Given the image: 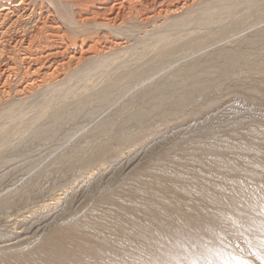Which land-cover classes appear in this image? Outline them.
<instances>
[{
  "label": "rangeland",
  "instance_id": "rangeland-1",
  "mask_svg": "<svg viewBox=\"0 0 264 264\" xmlns=\"http://www.w3.org/2000/svg\"><path fill=\"white\" fill-rule=\"evenodd\" d=\"M105 1H62L70 39ZM149 1L116 53L1 98L0 264H264V0Z\"/></svg>",
  "mask_w": 264,
  "mask_h": 264
},
{
  "label": "bare ground",
  "instance_id": "bare-ground-1",
  "mask_svg": "<svg viewBox=\"0 0 264 264\" xmlns=\"http://www.w3.org/2000/svg\"><path fill=\"white\" fill-rule=\"evenodd\" d=\"M62 1L65 0H59L60 3L57 5L53 0H0V100L3 97L9 96L12 92L22 97L34 93L39 89L50 87L55 83L59 84V81L65 78L66 72L71 66L76 65L77 67V64L81 62L91 61L98 54L105 55L106 53L108 54V52L117 51V49H120V46L123 45L124 41L120 39L123 36L119 37L120 40L117 38L120 35H117L118 33H115L117 30H114L118 29L115 25L116 21L119 20L120 22L126 11L131 14L134 11L139 13L140 8L137 6L143 8V10L144 8L147 9L148 6L146 4L147 2H144V0H110L112 2L110 6L106 7L105 5V7L98 9L97 12L94 11L93 16L102 15L105 19L103 21L93 22V26H95L97 30H100V32L96 31L97 35L94 36L97 38L93 39L92 37L91 43L90 41H88L89 43L85 42V37L88 35L89 37L92 36L88 33L84 38L82 36L80 43H78V40L70 39L72 38L71 35L74 36L78 30H76L74 34H71L69 38V34H67V31L62 25L68 23V25L64 24L68 26L67 30L73 27V29L77 28L85 32L83 28L89 26V23L86 22L88 18L84 20L67 19L68 16L65 18L64 13H62V10L64 11L62 7L64 2ZM166 1H168V3L175 2L171 3V7H169V5H164L162 2L160 3L164 6H161L160 3L158 4V6H161L160 11L165 14L173 13L179 8L186 9V1L184 0ZM191 1L192 0H190V2ZM75 2L83 5L85 2L89 4V2L103 3L107 1L75 0ZM152 5L154 4L152 3ZM152 5L151 7L153 8ZM66 14L65 12V15ZM160 15L161 14H159V16ZM150 19H152V17ZM124 21L121 22L124 23ZM69 26L72 27L69 28ZM82 31L79 30L80 33ZM114 34H116L117 37H115L116 35ZM128 41L127 39V42ZM127 45L125 48L128 47Z\"/></svg>",
  "mask_w": 264,
  "mask_h": 264
}]
</instances>
